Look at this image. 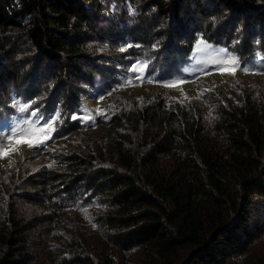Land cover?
Wrapping results in <instances>:
<instances>
[{"label":"trees","instance_id":"16d2710c","mask_svg":"<svg viewBox=\"0 0 264 264\" xmlns=\"http://www.w3.org/2000/svg\"><path fill=\"white\" fill-rule=\"evenodd\" d=\"M210 1V8L228 23L222 25L226 42L236 38L239 27L251 26L242 33L245 39L237 37L233 52L241 62L260 67L264 63L261 0ZM129 3L134 12L128 17L123 5L108 11L100 0H0V100L11 99L10 86H16L26 91L39 111L43 96L55 89L53 107H59L64 124L73 128L76 111L85 114L80 100L99 95L100 90L92 87L99 73L106 78L108 67L117 71L120 66L122 72L116 79L121 80L131 72L129 65L145 61L147 54H160V62L172 68L188 60L199 38L220 44L211 31V21L207 20L205 29L199 28L197 16L187 25L178 20L180 12L187 13L189 8L205 19L207 8L199 0ZM107 13L128 27L121 33L109 24L118 33L119 45L110 53H98L93 43L109 37L96 24L106 21ZM170 19L175 23L168 35L164 25ZM9 34L24 37L30 45L28 53L32 51L30 58H19V46L12 47ZM173 43L175 47L170 48ZM164 44L167 50H158ZM22 60L43 72L31 79L37 90L23 84L29 81V65ZM247 93L248 100L240 107H215L219 104L215 100L214 122L202 116L203 106L197 101L187 107L188 100L168 101L156 94V103L141 109L136 122L130 120V124H143L145 134L140 141L151 142L146 153L140 152L143 146L126 150L118 138L114 141L118 163L112 168L91 172L94 168L88 167V161L72 156L66 159L74 172L57 173L52 182L60 179L59 191L62 186L83 183L87 192L100 189L108 193L111 210L103 222L110 232L100 244L126 251L142 248L153 257L149 264H264V95L251 100V92ZM117 121L121 124L122 119L113 122ZM39 187L46 197L50 195L46 185ZM86 193L81 191L88 199ZM11 225L9 235L0 236V264H33L31 255L22 250L27 230L21 233L17 218ZM112 254L110 248L101 250V264H114ZM76 263L93 261L77 258Z\"/></svg>","mask_w":264,"mask_h":264},{"label":"rangeland","instance_id":"374dc122","mask_svg":"<svg viewBox=\"0 0 264 264\" xmlns=\"http://www.w3.org/2000/svg\"><path fill=\"white\" fill-rule=\"evenodd\" d=\"M100 1L105 4L108 11L121 8L123 5L129 14L128 17L134 12L129 0H125L124 3L121 0ZM199 2L206 6L207 18L203 19L199 11L189 8L187 13L180 12L178 20L187 25L191 23L190 20L194 16H197L199 28L204 26L205 29L207 20L211 21V31L220 44L209 43L199 38L188 60L172 68L160 62L162 58L160 54L155 52L151 55L147 54L145 61H134L136 62L134 64L139 63L141 66L139 75L143 77L142 79H136L137 73L131 71L127 78L121 77V80H117L118 74L122 72L121 67L118 66L117 71L108 67L110 72L105 70L106 78L105 73H99L92 87L94 91L100 90L99 95L82 97L83 99L80 100L82 111L85 114L81 115L80 111H76L75 116L80 119L76 120L73 128L64 124L65 115L60 112L59 107H53L54 101L52 100L57 97L55 89L43 96L39 103L42 109L39 111L29 102L26 91L16 86H10L11 99L6 96L0 100V109H2L0 111V136L3 137L0 151L7 153L0 155V236L9 235L12 228L11 220L17 218L22 224L21 233L27 230L22 236L26 240L22 250L31 255L33 264H77V258H91L93 264H101L102 259H100L99 252L108 248L113 253L114 264H149L153 257L142 248L126 251L117 246L107 247L100 244L105 239V233L110 232L103 222L105 213L111 210L106 201L108 193L104 194L100 189L87 192L88 189L83 187V183L62 186V191H59L56 184L60 185V179L52 182V178L55 179L57 173L74 172L67 166L69 161L66 159L72 156L88 161V167L93 166L94 168H90L91 172L112 168L118 163L114 146V141L118 138L123 141L126 150L134 151L143 146L140 152L146 153L151 142L146 144L147 141H140L141 136L145 134V130L141 127L143 124L140 122L130 124V120L136 122L140 119L139 111L155 104L156 94L161 93L168 101L188 100L187 107L193 102H199L203 106L202 116L209 122L217 119L216 106L240 107L248 100L246 96L249 93L247 92H251V100H260L264 95V63L258 67L248 62H241L242 66L252 70L250 73L241 70H236L234 73L222 72L220 69L223 65L219 68L214 66L224 58L223 54L218 53L219 49H227L229 53L236 56L233 52L237 47L236 39L241 38L242 33H245L251 26L239 27L236 38H232L231 42H226L224 37L226 27H222L226 19L221 20L222 17L220 18L217 12L210 8V0H199ZM259 4L261 9H264V0H261ZM112 16L108 14L106 21L96 24V27L109 37L106 41L93 43L94 50L98 53H110L119 45L117 43L118 33L112 31L109 24H114L121 33L128 27L124 25L126 22L117 21ZM159 19L158 22H160ZM150 22L155 23L154 20ZM168 22L169 24L164 25V28L169 35L174 30L172 25L175 22L171 19ZM194 24L195 22L190 24L189 28ZM227 29L229 30V26ZM246 36V34L242 35V39ZM9 40L13 41V48L19 46V58L25 55H29L28 58H30L32 51L28 53L30 45L23 36L9 34ZM238 41L240 43V40ZM171 47L174 48L175 43L171 44ZM159 49L165 52L166 44L158 47ZM22 61L24 65H29L26 73L29 81L24 80L23 84H28L27 89L33 87L37 90L31 79L37 78V75H43V72L37 71L30 63H26L28 60ZM203 95L210 97L200 99ZM211 97L213 98L210 99ZM11 100V107H6ZM215 100L220 105L217 104L214 107ZM24 104L29 107L26 111L20 112L19 107ZM35 112L36 114L33 115L32 113ZM40 115L43 117L41 118ZM53 117H56L52 122L54 130L47 133L50 138L39 146L29 147L27 143H16L15 141L10 143L7 140L12 128L25 129L31 125L39 130L48 125ZM115 118H121V124L118 121L113 122ZM119 168L123 170L122 167ZM39 184L47 186L50 192L48 197ZM81 191L87 192L88 199L81 194ZM54 206L60 208L61 211L59 212ZM261 245H264V239ZM177 263L180 264L179 261Z\"/></svg>","mask_w":264,"mask_h":264},{"label":"snow or ice","instance_id":"6c2138e0","mask_svg":"<svg viewBox=\"0 0 264 264\" xmlns=\"http://www.w3.org/2000/svg\"><path fill=\"white\" fill-rule=\"evenodd\" d=\"M121 51H124L122 48ZM219 54H223V59L218 61L216 63V67H220V65H223V67L220 69L222 72H229V73H234L236 70H241L244 71L245 73H250L252 70L244 67L241 65V61L238 57L234 56L233 54L229 53L227 49H219L218 50ZM140 64H133L131 68L129 69L130 71L137 73L136 79H142L139 75L140 71ZM182 82V81H181ZM29 105L24 104L19 107L20 112H24L28 109ZM35 115L36 113H32ZM56 119V117L52 118V121L49 122L48 125H45L43 128L36 130L34 126H29L25 129H19V128H12L10 130V134L7 136V140L11 143L15 141L16 143H27L29 147H35L39 146V144H42L45 142L46 139L50 138L48 136V132L51 130H54L52 128V122ZM73 120L80 119L77 116H72ZM40 134H43L42 136ZM17 137H20V139H16ZM3 143V137L0 136V144ZM7 153L0 151V155H6Z\"/></svg>","mask_w":264,"mask_h":264}]
</instances>
